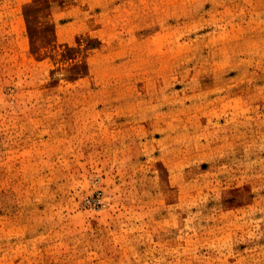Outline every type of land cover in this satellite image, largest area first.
Listing matches in <instances>:
<instances>
[{"label":"rangeland","instance_id":"rangeland-1","mask_svg":"<svg viewBox=\"0 0 264 264\" xmlns=\"http://www.w3.org/2000/svg\"><path fill=\"white\" fill-rule=\"evenodd\" d=\"M0 264H264V0H0Z\"/></svg>","mask_w":264,"mask_h":264}]
</instances>
